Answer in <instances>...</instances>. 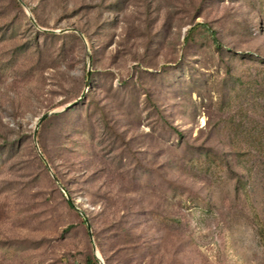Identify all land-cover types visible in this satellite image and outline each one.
Masks as SVG:
<instances>
[{"label": "rangeland", "instance_id": "obj_1", "mask_svg": "<svg viewBox=\"0 0 264 264\" xmlns=\"http://www.w3.org/2000/svg\"><path fill=\"white\" fill-rule=\"evenodd\" d=\"M21 1L0 264H264V0Z\"/></svg>", "mask_w": 264, "mask_h": 264}, {"label": "water", "instance_id": "obj_2", "mask_svg": "<svg viewBox=\"0 0 264 264\" xmlns=\"http://www.w3.org/2000/svg\"><path fill=\"white\" fill-rule=\"evenodd\" d=\"M19 1H21V0H19ZM21 3H22V5H25L22 1H21ZM31 21H32V23L34 24V26H35L36 28H38V29H40V30H43V29L38 25V23H37V21L34 19V17H31ZM44 31H47V30H44ZM70 31H71V32H76V33H78V34L83 38V40L85 41V37L83 36V34H81L79 31H77V30H75V29H65V30L60 31L59 33H61V34H65V33H68V32H70ZM49 32L57 33V32H55V31H49ZM89 77H90V75H88V79H89ZM86 94H87V90L84 91V93H83V95H82V98H84ZM82 98H81V99H82ZM77 103H78V102H75V103H73V104L68 105L67 108L64 109V111H62V112H60V113H63V112H66V111L72 109ZM52 114H53V113H46V114H44V115L41 117V119H40L39 123L37 124V126H36V128H35V131H34V140H35V142H37V133H38V129H39V127H40L41 124H42L45 120H47ZM95 252H96V250H95ZM100 261H101V260H100ZM101 262H102V264H103V261H101Z\"/></svg>", "mask_w": 264, "mask_h": 264}, {"label": "trees", "instance_id": "obj_3", "mask_svg": "<svg viewBox=\"0 0 264 264\" xmlns=\"http://www.w3.org/2000/svg\"><path fill=\"white\" fill-rule=\"evenodd\" d=\"M261 236L264 240V228L261 230ZM87 264H98V261L94 258H91L87 261Z\"/></svg>", "mask_w": 264, "mask_h": 264}]
</instances>
